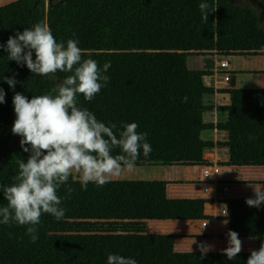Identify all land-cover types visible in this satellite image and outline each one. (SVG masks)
I'll use <instances>...</instances> for the list:
<instances>
[{"label":"crops","instance_id":"obj_1","mask_svg":"<svg viewBox=\"0 0 264 264\" xmlns=\"http://www.w3.org/2000/svg\"><path fill=\"white\" fill-rule=\"evenodd\" d=\"M44 25L57 42L79 40L83 59L96 60L101 68L110 63L107 71L150 72L153 98L180 107L90 111L105 125L152 126V142L182 145L181 163L136 165L104 186L90 182L87 190L73 175L58 195L78 200L203 199V220L208 222L200 229L201 220L56 219L48 226L50 252L104 264L109 254H119L143 264L162 255L201 254L197 245L207 237L205 244L214 246L207 253L212 264H247L251 250L259 249L258 240L239 238L243 250L229 260L223 251L228 246L225 221L264 217V204L255 208L245 203L264 181V55L226 56L233 96L222 103L215 94L220 85L214 19L46 18ZM203 115L209 118L204 124ZM204 166L218 173L232 170L229 193L214 189L208 196L201 194ZM69 187L74 191L68 193ZM222 209L226 216L219 214Z\"/></svg>","mask_w":264,"mask_h":264},{"label":"trees","instance_id":"obj_2","mask_svg":"<svg viewBox=\"0 0 264 264\" xmlns=\"http://www.w3.org/2000/svg\"><path fill=\"white\" fill-rule=\"evenodd\" d=\"M264 6V0H259ZM207 3L208 18L215 21V48L218 56L264 55V29L260 27L256 12L248 6H237L230 0H15L0 6V44H7L9 36L44 25L46 18H203L199 5ZM35 59V53H33ZM72 73L57 72L55 75L32 74L26 65L8 60L5 48H0V88L5 103L0 104V184L10 186L18 175V162H27L26 153L18 144H8L16 119L13 96L16 92L29 100L33 95L53 93L57 84ZM109 82L94 100L85 101L82 94L78 105L89 111H152L179 109L169 100L153 98L148 71H107ZM14 77V88L5 78ZM54 94V93H53ZM119 137L123 130L116 124ZM109 126V125H106ZM153 127L138 125V133H147L146 142L152 152L141 155L136 165H175L181 163L179 143H154L151 141ZM25 147H30L25 145ZM121 154L114 149L113 155ZM262 165H264V158ZM264 189V181L260 183ZM0 192V206H6ZM206 200L203 199H149V200H78L62 199V219H156V220H203ZM56 220L49 214L41 216L37 225L39 239L32 243L25 226L0 224V264H104L87 262L77 255H54L49 250V222ZM228 232L238 233V238L256 239L264 243V217H231L227 219ZM159 260V261H158ZM156 262L143 264H212V255H162ZM140 264V263H137Z\"/></svg>","mask_w":264,"mask_h":264},{"label":"clouds","instance_id":"obj_3","mask_svg":"<svg viewBox=\"0 0 264 264\" xmlns=\"http://www.w3.org/2000/svg\"><path fill=\"white\" fill-rule=\"evenodd\" d=\"M208 7L207 3L199 5L204 20L209 16ZM78 45L77 39H68L66 45L57 42L50 28L41 24L9 36L6 46L0 44L7 51L8 60L26 65L32 74L72 73L56 85L54 94L33 95L31 100L19 92L13 96L16 119L12 133L22 138L20 146L30 155L27 162H18L19 172L10 186L0 184L3 200L7 202L6 206H0V224L25 226L32 243L39 239L37 225L41 224L42 215L64 218L66 210L60 207L62 198L58 190L70 176H77L84 190L90 182L101 187L125 170H134L141 150L145 157L152 152L146 142L148 134L138 133L137 123L122 124L118 137L115 123L106 126L78 105L80 94L85 101L95 99L109 82L105 73L111 66L105 63L101 68L96 60L83 59L84 50ZM5 83L14 88L17 81L6 77ZM5 95L0 88V104L5 103ZM117 148L121 154L113 155ZM73 191L67 188L68 193ZM245 203L259 208L264 204V189L255 188L254 198ZM227 237L228 246L223 251L229 260H234L243 250L242 241L234 231H229ZM197 247L203 258L214 246L201 243ZM107 264H137V261L109 254ZM247 264H264V243L258 250H251Z\"/></svg>","mask_w":264,"mask_h":264},{"label":"built area","instance_id":"obj_4","mask_svg":"<svg viewBox=\"0 0 264 264\" xmlns=\"http://www.w3.org/2000/svg\"><path fill=\"white\" fill-rule=\"evenodd\" d=\"M216 64L217 68L219 69V82L218 84L220 85L215 91V94L218 95V98L220 102L222 103H227L232 99L233 96V88L231 85V79L232 75L229 72V61L227 57L223 56H217L216 58ZM206 93V92H205ZM204 93V94H205ZM237 115V112L234 113ZM209 118L207 116H202V123L204 124L207 122ZM226 152V154H228ZM233 177V172L231 169H228L227 171L223 173H218L216 171H212L211 167L209 166H204L201 169V175H200V180H199V186H200V192L204 196L210 195L214 189H220L224 193H229L230 188H229V181ZM221 216H226V210L222 209L219 213ZM208 226V222L206 220H201L199 222V227L200 229H206ZM207 237H204L201 239V243H206ZM223 246L225 244H222Z\"/></svg>","mask_w":264,"mask_h":264},{"label":"rangeland","instance_id":"obj_5","mask_svg":"<svg viewBox=\"0 0 264 264\" xmlns=\"http://www.w3.org/2000/svg\"><path fill=\"white\" fill-rule=\"evenodd\" d=\"M12 1L13 0H0V6L8 4L9 2ZM230 2L237 6H248L254 9L258 19V23L260 27L264 29V6L261 4L259 0H230ZM8 144L10 147H16L18 144V136L12 134L9 138Z\"/></svg>","mask_w":264,"mask_h":264}]
</instances>
